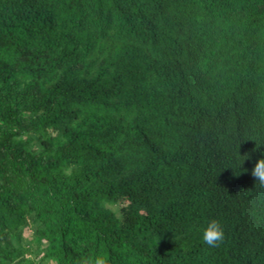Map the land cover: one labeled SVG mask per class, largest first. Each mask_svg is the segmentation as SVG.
<instances>
[{
  "label": "trees",
  "instance_id": "obj_1",
  "mask_svg": "<svg viewBox=\"0 0 264 264\" xmlns=\"http://www.w3.org/2000/svg\"><path fill=\"white\" fill-rule=\"evenodd\" d=\"M262 158L264 0H0V264H264Z\"/></svg>",
  "mask_w": 264,
  "mask_h": 264
},
{
  "label": "clouds",
  "instance_id": "obj_2",
  "mask_svg": "<svg viewBox=\"0 0 264 264\" xmlns=\"http://www.w3.org/2000/svg\"><path fill=\"white\" fill-rule=\"evenodd\" d=\"M251 174L256 178V182L264 186V158L255 163ZM224 238L223 226L218 220L212 218L205 221L201 229V239L204 244L211 248L219 247ZM98 264H103V261H99Z\"/></svg>",
  "mask_w": 264,
  "mask_h": 264
}]
</instances>
